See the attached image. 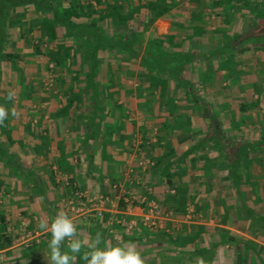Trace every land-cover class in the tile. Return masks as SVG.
I'll list each match as a JSON object with an SVG mask.
<instances>
[{
  "label": "crops",
  "instance_id": "obj_1",
  "mask_svg": "<svg viewBox=\"0 0 264 264\" xmlns=\"http://www.w3.org/2000/svg\"><path fill=\"white\" fill-rule=\"evenodd\" d=\"M214 1L175 0L161 14H165L167 35L155 28L162 33L155 35L162 41L157 45L168 53L192 54L181 68L190 88L175 87L171 76L155 75L170 81L164 101L161 92L147 83L140 93L131 85L127 91L117 88L107 95L100 90L96 104L88 93L74 87L68 90V108L48 107L47 120L26 122V109L17 102L20 91L15 90L14 100L7 99L14 90L9 89V76L3 70L7 60H0V105L9 113L0 125V264H51L50 228L61 211L75 224L71 239L85 242L71 253L75 260L68 264H89L91 255L83 256L95 250L88 244L97 239V233L100 249L131 242L145 264H199L198 258L205 264H232L234 253L239 259L250 254L239 248V240L254 242L261 256L264 231L239 208L245 203L264 216V121L256 118L264 111L260 54L264 41L251 44H258L253 57L257 60L243 55L249 48L247 38L234 48L247 47L244 51L231 50L230 56L216 53L221 42L214 28L222 20L226 28L219 35L240 34L243 16L250 14L233 10L235 0H224L230 3L224 9L214 8ZM257 7L262 14L256 19L262 21L264 5ZM5 44L1 41L8 52ZM137 57L133 60L139 61ZM196 84H202L203 90L197 91ZM175 91L182 101L176 100ZM13 107L18 117L11 115ZM168 114L172 119L166 121ZM150 115L154 121L143 120ZM253 144L259 148L252 149ZM140 159L150 163L143 169L137 164ZM233 171L239 182L235 187ZM69 180L91 194L109 197L101 217L91 209L69 211ZM138 195L171 212L169 219L159 227L145 226L142 208L134 199ZM42 220L48 230L40 227ZM70 242L66 237L62 252L69 251Z\"/></svg>",
  "mask_w": 264,
  "mask_h": 264
},
{
  "label": "trees",
  "instance_id": "obj_2",
  "mask_svg": "<svg viewBox=\"0 0 264 264\" xmlns=\"http://www.w3.org/2000/svg\"><path fill=\"white\" fill-rule=\"evenodd\" d=\"M219 1H214L213 5L221 6V9H224L225 5ZM240 1L246 4L250 3L253 6L245 5L243 2L241 4ZM168 2L169 0H155L151 5L145 2L142 3V0H0V24L3 25L0 27V60H9L10 66L15 68L14 60L18 57L17 53L5 52L4 48L1 47V41L5 40V27L7 24L9 25L11 19L9 11H14L16 7H22L21 11H24L25 14L31 10L35 13V18L38 21L37 27L42 31L38 35L39 39L37 41L41 40V37H45L56 48L47 52L50 61L54 65L67 61L68 88L76 87V89L83 90L84 93L90 95L89 99L96 104L99 102L97 97L98 92L101 90L98 79L100 66L97 57H103L102 64H108L109 67L112 64L108 63L107 58L117 57L115 63L120 68L123 67L124 61L137 58L138 53L135 47L138 46L137 41H140V34L138 30L132 28L135 26L134 21L139 20L138 24L141 26L142 19H145L144 16H140V8H146L152 12L151 17L156 18L167 10ZM226 4L229 7L230 3L227 2ZM232 4L233 10H237V13L243 12L244 14V10H246L250 15L247 18L245 15L243 16V22L241 23L243 29L240 34L235 33L233 36H226L227 38L222 35L221 44L216 49V53L218 52L223 56H230L231 50L241 52L253 43L264 41V17H262V21L256 19V16L262 14L257 11V6L262 5V2L260 3L257 0H235ZM247 20L248 24H245ZM29 21L18 20L19 24ZM243 38L248 40L247 47L234 49ZM67 41L68 47L65 46ZM159 42L160 38L157 37H151L147 41L148 45L153 46H158ZM160 51L164 62L156 60L159 59L157 58L159 56H154L156 59L144 56L139 58L144 71L151 75L150 77L157 74L171 76L175 87L190 88L188 82L182 78L180 63L182 60H185V64L190 62L192 54L174 51L168 53L162 49ZM34 52L42 54L40 45L34 47ZM172 53H176V58H171V63L173 59L177 62L176 67L170 66L168 63L170 59L166 60V54ZM92 132L96 133V130H92ZM256 148L259 147L253 144L252 149ZM232 174L234 175V187L238 186V177L235 176L234 171ZM70 181L67 185L68 188L70 187L71 192L74 188L80 189ZM166 182L176 189L175 186L170 185L169 178H166ZM188 197L193 198L192 195ZM239 210L254 226H258L264 231V216L256 214L245 203H241ZM253 244L255 243L245 240L241 245V250L246 251L248 248H252ZM244 259V255L241 256L240 262L243 263Z\"/></svg>",
  "mask_w": 264,
  "mask_h": 264
},
{
  "label": "rangeland",
  "instance_id": "obj_3",
  "mask_svg": "<svg viewBox=\"0 0 264 264\" xmlns=\"http://www.w3.org/2000/svg\"><path fill=\"white\" fill-rule=\"evenodd\" d=\"M155 0H142V3H148V4H153ZM221 4H224L225 7L227 6V2L224 0H220ZM175 0L167 3V7L170 8L174 6ZM198 6H201L203 2H196ZM245 5H249L250 7L253 6L250 3H245ZM242 4V2H241ZM264 5V2L262 3V6ZM212 6L214 8H217L216 5ZM167 8V9H168ZM213 8V9H214ZM23 8L22 7H16L14 11H9L10 15V20H9V25L7 24L6 28L8 29V34L5 36V41H6V50L8 52H15L18 54V57L14 60L15 62V68L14 66H10L9 60H7L6 66L3 67V70L5 73L8 74V86L9 89L19 90L20 91V100L17 102L22 105L26 111H25V121H33L36 120L42 121V120H47L48 117L50 116L47 114L46 110L48 107H63V108H68V90H72L74 87L68 88V66L66 65V60L62 61L61 64L59 65H54L52 61H50L49 56L47 54L48 50H55V46L47 41L45 37H41V40H38V35L42 32L38 27H37V19L35 18V13H33L31 10L28 11L27 13L24 14V11H21ZM228 10V8L226 9ZM225 10V11H226ZM144 12H147L148 14L147 18L142 19V25L140 26L138 24V21H134V27L132 29L138 30L140 36L139 39L140 41H137L138 46H136V51L138 53V56H144V57H156L159 59V61H163V55L161 54V49L163 48L160 46H153V45H148L147 41L151 37H155V35H162V33L156 32L155 28L160 29L161 32H163V35H167L164 32V29L166 28V23L165 20H162L164 18V15H161V17L157 18H152V12L148 11L146 8L141 7L140 8V13H142L140 16H144ZM223 13V11H221ZM193 15V14H192ZM163 16V17H162ZM197 16V14H196ZM146 17V16H145ZM193 17V16H192ZM31 18V19H28ZM34 18V19H32ZM140 19V18H139ZM18 20L20 21H25L30 20L29 22L24 24H19ZM140 22V21H139ZM234 24V22L232 21ZM214 29V34L222 38V35H219L218 32L220 30H224L226 28L225 21L219 23ZM230 25V24H228ZM227 25V26H228ZM225 26V27H224ZM230 27V26H229ZM154 30V35L148 33L150 30ZM214 34L211 36L213 37ZM7 37V38H6ZM59 38V37H58ZM161 38V37H159ZM158 38V39H159ZM171 40V39H170ZM161 41V39H160ZM165 41V39H163ZM162 42V41H161ZM176 42H178L176 40ZM36 45H40V48L42 49V54H36L34 52V47ZM257 45L255 46L251 45L249 46L246 51L243 52V55H247L249 59H254L257 60L256 58H253L254 55H257ZM264 45V44H260ZM65 46L68 47V41L65 42ZM171 51V50H170ZM260 51V48H259ZM263 50L260 51V54L263 55ZM173 52V51H171ZM79 53V52H78ZM210 53V51L208 52ZM245 53V54H244ZM174 55V56H172ZM211 55L214 56L215 52L211 51ZM162 57V58H161ZM102 58L98 56L97 57V62L98 65L100 66L99 68V73H98V79L100 83V88L102 92H105L107 95L108 93L112 91H116V89H126L128 90V87L139 91L138 93L141 92V90H144V85L149 86L153 89H156L157 91L161 92L160 96L164 101V92L166 91L167 85H170V81L173 82V79L171 77V80H164V78H158V77H150L151 75L147 74L144 71V67H142L138 61V59L133 60V59H128L124 61L123 67H117L116 63L115 65H109L108 64H102ZM115 58V59H114ZM114 58H107L108 61L115 62L117 57ZM138 58V57H137ZM171 58H176V53L172 54H166V60L170 61L168 62L170 66H177V62L173 59L171 63ZM75 60V59H74ZM164 62V61H163ZM262 64V63H261ZM181 67L185 68V60H182L180 63ZM260 69V68H259ZM264 69V68H263ZM19 70V71H18ZM192 71V70H191ZM126 80H130L129 82H126ZM145 80V81H143ZM174 84V83H173ZM199 84H196L197 86ZM175 89V88H174ZM177 90V89H175ZM197 91H202V84L200 86L196 87ZM180 91V90H179ZM176 100L178 102L182 101L181 98L178 96L181 95L180 92L175 91ZM113 99V97L111 98ZM159 99V98H158ZM106 100L109 101L110 98ZM168 101V100H167ZM115 102V101H114ZM164 104V103H163ZM59 105V106H58ZM125 108L127 107V104L125 103ZM168 110H171V108L167 105ZM166 107V108H167ZM163 105V109H166ZM160 109V108H159ZM68 110V109H67ZM157 111V110H156ZM171 112V111H170ZM157 113V112H156ZM261 115L256 116V118L259 120V122L264 121V111L261 110ZM157 114L155 117L153 115L148 116L147 119H144V121H154V119L157 118ZM167 116V115H166ZM171 115L168 114V119L166 118V121L172 119L170 117ZM150 117H154V119H151ZM264 123V122H263ZM260 124V123H259ZM264 126V124H263ZM66 180V178L64 179ZM264 206V202H263ZM251 229L250 227H248ZM254 228V227H252ZM244 241H238L239 248L243 244ZM253 243V242H252ZM251 245V244H250ZM259 248L257 247L256 244H253L252 248H248V258L243 260L242 264H264V249L262 247L261 249V256H257V250ZM239 255V254H238ZM239 257H237V254L235 256V253L233 254V259H232V264L235 261V263H238Z\"/></svg>",
  "mask_w": 264,
  "mask_h": 264
},
{
  "label": "clouds",
  "instance_id": "obj_4",
  "mask_svg": "<svg viewBox=\"0 0 264 264\" xmlns=\"http://www.w3.org/2000/svg\"><path fill=\"white\" fill-rule=\"evenodd\" d=\"M16 96L15 91H9L7 99L14 100ZM8 110L4 105H0V125H3L4 120L8 117ZM11 115L18 117L19 113L16 108L11 109ZM40 227L48 230V224L46 221H41ZM50 231L52 233V239L49 243L51 250L50 260L51 264H68L69 260H75V257L71 253L80 250L81 245L85 244L82 240L73 241L71 237L76 232L75 224L67 213L61 211L57 213L56 217L51 223ZM68 238L71 242L68 244L69 251H61L60 245ZM100 233H97V239L88 244L89 247L95 250L92 253H84L83 258H87L91 255L89 264H145L144 258L137 250L134 243L120 242L115 246L106 245L104 249H100L97 245L100 243ZM199 264H205L202 258H198Z\"/></svg>",
  "mask_w": 264,
  "mask_h": 264
},
{
  "label": "built area",
  "instance_id": "obj_5",
  "mask_svg": "<svg viewBox=\"0 0 264 264\" xmlns=\"http://www.w3.org/2000/svg\"><path fill=\"white\" fill-rule=\"evenodd\" d=\"M149 163L150 161L147 159L137 161L138 166L143 169ZM134 199L142 208L143 213L141 214V218L145 226L149 228L159 227L161 226L162 220L169 219L171 212L161 209L153 199L146 198L142 195H138ZM109 200V197L105 194H91L87 190L74 188L71 198L68 199V209L75 213H81L91 209L95 216L101 217L104 211V205ZM188 211L191 212V209H188Z\"/></svg>",
  "mask_w": 264,
  "mask_h": 264
}]
</instances>
